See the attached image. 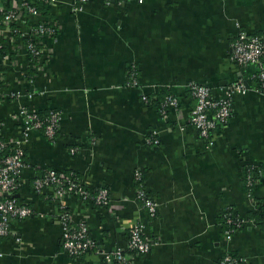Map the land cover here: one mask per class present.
I'll return each instance as SVG.
<instances>
[{"label":"crops","instance_id":"1","mask_svg":"<svg viewBox=\"0 0 264 264\" xmlns=\"http://www.w3.org/2000/svg\"><path fill=\"white\" fill-rule=\"evenodd\" d=\"M72 2L55 0L38 16L23 15L13 25L23 37H0V85L21 93L0 102L3 137L24 140L14 198L34 212L0 239V264H106L95 251L77 258L63 251L57 199L32 190L48 169L75 174L91 191L108 189L106 208L64 199L99 250L123 247L140 223L152 247L132 264H221L227 255L264 264V220L252 217L264 200V95L254 90L256 67H239L229 56L239 32L264 36V0L92 1L77 13ZM41 23L54 34L41 38L42 58L33 67L26 45ZM132 70L136 87L128 85ZM239 79L247 91L233 96L209 146L189 123L195 102L187 85L219 99ZM169 95L176 108L162 107ZM21 108L59 114L54 142L41 131L24 136ZM140 187L157 204L152 218L136 197ZM226 214L244 223L229 240Z\"/></svg>","mask_w":264,"mask_h":264},{"label":"built area","instance_id":"2","mask_svg":"<svg viewBox=\"0 0 264 264\" xmlns=\"http://www.w3.org/2000/svg\"><path fill=\"white\" fill-rule=\"evenodd\" d=\"M55 0H0V37L8 31L18 36H24L20 30L13 28L23 15L38 16L40 10L35 6L36 2L47 5ZM100 1L108 6L112 2L143 0H73L72 11H82L83 5ZM15 3L13 8H5V3ZM54 28L48 24L41 23L29 32L27 52L32 60V66L38 65L42 58L40 40L44 36H52ZM230 59L239 67L254 66L256 71L252 76L255 82L254 90L264 95V36L248 35L239 32L231 44ZM129 87H136L137 80L134 78L133 70L130 72L128 81ZM187 88L195 102L189 117L190 125L196 130L208 145L213 144L212 133L224 124L232 111V98L234 95H243L247 91L245 83L239 79L227 87L226 96L216 99L211 95L208 88L188 84ZM20 92H5L0 85V102L4 99H19ZM148 102L147 97H142ZM178 101L174 96H167L163 102V108H176ZM18 119L22 123L24 136L31 131H41L50 141L54 142L59 130L60 116L57 112H49L40 116L35 112L21 108ZM24 140L5 139L2 135L0 124V239L11 234V226L14 221H23L34 215L33 209L19 203L14 195L20 188L22 171L25 167L24 151L22 145ZM135 180L140 181V175L135 174ZM248 187L252 186V178H249ZM32 190L35 194H42L46 190L51 191L57 199L58 209L55 212V219L61 228V245L63 251L70 257L77 258L85 253L95 251L99 253L106 264H132L131 259L136 255H145L150 252L152 243L144 238L143 226L140 223L133 225L127 234L126 244L123 247H115L111 250H99L97 242L90 236L88 226L84 220H75L66 209L64 199L72 197L83 203H91L99 208H106L110 203L109 191L107 188H99L96 191L88 189L73 173H62L52 169L44 170L32 181ZM94 192V193H93ZM7 196V197H6ZM146 209L149 217L156 214L157 204L150 199L140 187L136 195ZM226 223L234 228L225 231V238L230 239L236 230L244 223L233 216L225 215ZM16 242L20 238L15 237ZM3 253L0 252V258ZM221 264H240V260L232 256H225Z\"/></svg>","mask_w":264,"mask_h":264},{"label":"trees","instance_id":"3","mask_svg":"<svg viewBox=\"0 0 264 264\" xmlns=\"http://www.w3.org/2000/svg\"><path fill=\"white\" fill-rule=\"evenodd\" d=\"M35 6L40 10L43 9L44 4L42 2H36ZM8 8V5H7ZM47 115V114H45ZM45 115H40V116H45ZM77 177V176H76ZM252 188V187H251ZM251 188L247 187V190L250 191ZM94 193V192H93ZM95 206V205H94ZM97 207V206H96ZM252 217L255 219V221L259 222L262 225V221L264 220V200H261L258 204L257 209L255 210V212L252 214ZM223 223H224V229L226 230H230L233 229L234 226L233 225H229L226 223V219L223 218ZM240 229V228H239ZM238 229V230H239ZM128 234V232H127ZM235 258V257H233Z\"/></svg>","mask_w":264,"mask_h":264},{"label":"water","instance_id":"4","mask_svg":"<svg viewBox=\"0 0 264 264\" xmlns=\"http://www.w3.org/2000/svg\"><path fill=\"white\" fill-rule=\"evenodd\" d=\"M7 197V196H6Z\"/></svg>","mask_w":264,"mask_h":264}]
</instances>
